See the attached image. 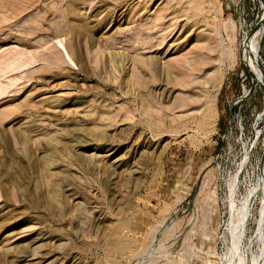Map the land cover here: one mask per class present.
<instances>
[{
  "label": "rangeland",
  "instance_id": "1",
  "mask_svg": "<svg viewBox=\"0 0 264 264\" xmlns=\"http://www.w3.org/2000/svg\"><path fill=\"white\" fill-rule=\"evenodd\" d=\"M0 264H264V0H0Z\"/></svg>",
  "mask_w": 264,
  "mask_h": 264
},
{
  "label": "bare ground",
  "instance_id": "2",
  "mask_svg": "<svg viewBox=\"0 0 264 264\" xmlns=\"http://www.w3.org/2000/svg\"><path fill=\"white\" fill-rule=\"evenodd\" d=\"M59 54H60V53H59ZM45 57H46V56H45ZM51 59H53V58H50V60H51ZM51 61H52V60H51ZM57 61L59 62V61H61V59H59V60H57ZM54 62H55V61H54ZM16 65H17V64H16ZM23 74H24V73H23ZM29 74H30V73H29ZM29 74H28V75H29Z\"/></svg>",
  "mask_w": 264,
  "mask_h": 264
}]
</instances>
